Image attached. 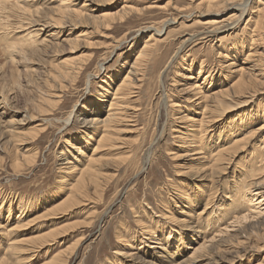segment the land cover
Segmentation results:
<instances>
[{"label": "rangeland", "instance_id": "rangeland-1", "mask_svg": "<svg viewBox=\"0 0 264 264\" xmlns=\"http://www.w3.org/2000/svg\"><path fill=\"white\" fill-rule=\"evenodd\" d=\"M78 2L61 12L58 0H0L7 8L0 7V261L46 264L57 255L60 264H189L204 246L195 264H264V197L258 203L248 193L251 182L264 186V134L210 167L218 133L233 141L264 122V78L256 66L260 59L264 65V54L247 59L250 50L263 51L251 40L264 41V0ZM244 8L249 11L236 25ZM213 21L220 22L218 34L185 41ZM24 34L29 40H18ZM149 37L156 42L151 56L133 68ZM201 67L213 71L206 81L207 74L197 78ZM241 67L245 77L235 86L233 71ZM132 69L144 76L122 91L128 104L114 137L97 153V185L87 174L76 199L53 210L96 147L98 136L84 131L80 119H102L116 85ZM197 82H204L203 102ZM219 90L224 93L215 100ZM250 93L253 102L244 104ZM205 105L208 123L200 125L207 135L198 143V123L181 117L198 120ZM248 117L254 121L246 125Z\"/></svg>", "mask_w": 264, "mask_h": 264}, {"label": "bare ground", "instance_id": "bare-ground-1", "mask_svg": "<svg viewBox=\"0 0 264 264\" xmlns=\"http://www.w3.org/2000/svg\"><path fill=\"white\" fill-rule=\"evenodd\" d=\"M19 2H22V0H18ZM57 1V0H56ZM79 0H58V3H59V6L61 7V12H63V11H65V10H69V8L71 7V6H73V4L74 5H77L79 2H78ZM86 1V0H85ZM89 1V0H88ZM203 1V0H202ZM76 2H77V4H76ZM209 2H212V1H209ZM213 3V2H212ZM211 3V4H212ZM83 4V3H82ZM263 4H264V2H263ZM205 5H206V3H205ZM245 5H246V3H245ZM18 6V5H17ZM208 6V5H207ZM216 6V5H215ZM244 6V5H243ZM1 7V6H0ZM80 8H83V10L87 7L86 6V4L84 5H82V6H79ZM213 7V6H212ZM2 8V7H1ZM5 8V7H4ZM20 8V7H19ZM207 8V7H206ZM209 8V7H208ZM211 8V7H210ZM241 8V7H240ZM243 8V7H242ZM3 9V8H2ZM2 9H1V11H2ZM5 9H7V8H5ZM5 9H3V10H5ZM16 9V8H15ZM74 9V8H73ZM133 9V8H132ZM142 9V8H141ZM214 9V8H213ZM263 9H264V6H263ZM75 10V9H74ZM77 10V9H76ZM75 10V11H76ZM239 11V14H238V16L236 17V20H235V24L237 25V23H239L240 21H242V19L244 18V16H246L245 14H247V12L249 11V9H242V10H240V9H238ZM26 12L27 10L26 9H23V12ZM125 11V10H124ZM131 11V10H130ZM134 11V10H133ZM142 11V10H141ZM206 11H208V10H206ZM210 11H212V10H210ZM2 12H5V11H2ZM67 12V11H66ZM71 12H74L73 10L71 11ZM77 12V11H76ZM259 12V11H258ZM258 12L256 13L257 15H258ZM81 13V12H80ZM129 13V12H128ZM206 13H208V12H206ZM205 13V14H206ZM213 13V12H212ZM216 13V12H215ZM214 13V14H215ZM264 13V12H263ZM70 14V13H69ZM211 14V13H210ZM262 14V13H261ZM111 15V14H110ZM124 15V14H123ZM60 16H62V15H60ZM59 16V17H60ZM66 16V15H65ZM118 16H120V15H118ZM252 16V15H251ZM74 17H75V15H74ZM103 17V16H102ZM258 17V16H257ZM24 18V17H23ZM112 18V17H111ZM122 18V17H121ZM125 18V17H124ZM253 18V17H252ZM255 18V17H254ZM262 18V17H261ZM28 19H29V17H28ZM120 19V18H119ZM264 19V18H263ZM122 20H124V19H122ZM254 20V19H253ZM60 21V20H59ZM224 21V20H223ZM248 21H252V19L250 18ZM255 21V20H254ZM32 22V21H31ZM172 21H170V23H171ZM229 22V21H228ZM109 23V22H108ZM169 23V22H168ZM167 23V24H168ZM211 23H213L214 25L212 26V28H208V29H205L204 31H202L201 32V34L199 35V34H194V35H189V37L188 38H186L185 39V41L187 40V41H189V40H193L195 37H197V36H201V38H202V40L203 39H206V38H208L209 39V37L211 38V37H213V36H215L216 34H218V32L220 31V28H221V25L219 24L220 22L219 21H213V22H211ZM227 23V22H226ZM231 23V22H230ZM229 23V24H230ZM111 24V23H110ZM234 23H232V26H228L227 24V28H228V30H232L236 25H235ZM253 24V23H252ZM251 24V25H252ZM261 24V23H260ZM259 24V26H262V24L260 25ZM220 25V26H219ZM249 25V24H248ZM254 26H255V24H254ZM257 28H258V20H257ZM263 26H264V21H263ZM109 28H110V26H108ZM223 27V26H222ZM248 27V26H247ZM151 28H153V27H147L146 28V30L148 31V30H150ZM252 28H254L255 29V27H252ZM141 29V28H140ZM145 29V28H144ZM262 29H264V27L262 28ZM142 30H143V28H142ZM23 31V30H22ZM254 31V30H253ZM252 31V32H253ZM257 30H255V32H256ZM259 31V30H258ZM251 32V31H250ZM260 32V31H259ZM29 33V32H28ZM36 33V32H35ZM160 33H161V31L159 30V31H156V34L157 35H160ZM263 33H264V31H263ZM262 33V34H263ZM261 33L259 34V36L260 35H262ZM251 35H253V34H251ZM27 36L28 35H20L19 37H18V40H22V41H26V39L27 40H29V38H27ZM259 36H257V37H259ZM252 37V36H251ZM150 38L151 37H149V39L146 41L145 40V43L143 44V47L141 48V50L137 53V56L135 57V61L133 62V65H132V67L134 68V65L136 64H140V62L139 61H141V59L142 60H145V59H149V56H151V54H152V48L154 47V42H152L153 44H151V42H150ZM215 39V38H214ZM218 41H219V39H217ZM185 41H183L184 43H186ZM211 41V40H210ZM199 42V41H198ZM251 42L253 43V44H255V46H258L259 45V47L258 48H262V52L261 53H256L258 50L256 49V50H252V53H251V50H250V52L248 53V55H247V59L248 58H250L251 56H261L262 55V53L264 54V41H263V39H262V36L260 37V38H256V39H252L251 40ZM34 43H35V41H34ZM156 43V42H155ZM181 43V42H180ZM204 43V42H203ZM182 45V44H181ZM184 45V44H183ZM204 45V44H203ZM216 45H217V43H216ZM224 51V50H223ZM222 51V52H223ZM224 53H225V51H224ZM217 54H222L221 52H218ZM224 55V54H223ZM226 56V55H225ZM223 58V57H222ZM226 58V57H225ZM246 59V60H247ZM257 60V59H256ZM259 63H258V65H256V66H259V76H261L262 77V79L264 78V65H262V63H263V61L260 59L259 61H258ZM142 63V62H141ZM235 63H236V60L235 59H232L231 61H230V63L228 64V67L229 68H231V67H233V66H235ZM202 64V63H201ZM141 65V64H140ZM138 66V65H137ZM143 66H145V65H143ZM218 66V65H217ZM255 66V65H254ZM131 67V68H132ZM139 67H141V66H139ZM66 68V67H65ZM64 68V69H65ZM68 68V67H67ZM225 68H226V66H225ZM69 69V68H68ZM141 69H142V67H141ZM140 69V70H141ZM223 69H224V67H223ZM134 69H132V71H129V72H127V74L122 78V80H120L119 81V83L116 85V89L114 90V92L112 93V99L108 102V107H107V110L104 112V116H103V118L102 119H98V116L99 115H93L92 116V118L91 119H84V120H82V119H80V121H82V128L84 129V131H92V132H94V134L95 135H97L98 136V139H97V141H96V147L95 148H93V152L91 153V156H89V159H88V162H87V165L82 169V170H80L79 171V176H78V178H77V180H76V184L75 185H72L71 187H70V193L67 195V196H65V197H63V199L59 202V203H57V204H55L52 208H53V210H57V209H59V208H63V206L64 205H66V203L68 204V202L69 201H72V200H74V199H76V194H75V191L77 190V188H78V186L80 185V184H83V182H85V178L87 179V177H85V176H87V174H89L90 175V178L92 177V179H93V181H95V179H97V177H93V176H95V175H93L92 174V172H94V170H93V168H94V164H96L98 161H100L101 159H100V157H97V153H99V151H100V149H103L106 145L108 146V143H110V141H111V139L114 137V136H112L111 135V131H113L112 129H113V127L114 126H117L116 124L117 123H119L120 121L122 122V111H124V109H122V108H125L126 106H127V104L125 103V99H124V95L123 94H126V96H127V93H123L122 94V91L123 90H125V89H128L131 85L133 86V82H140V79H141V77H143L144 75H141L139 72L137 73V71L135 72V71H133ZM139 70V69H138ZM227 70H228V68H227ZM61 71V70H60ZM65 72L67 71V69L66 70H64ZM145 71V70H144ZM229 71V70H228ZM59 72V71H58ZM70 72H72V71H70ZM142 72V71H141ZM213 71H205V70H203L202 69V67L200 68V71H198V76H197V78H201V77H203L204 76V74H207L208 75V77L206 76L205 78H204V81H206L207 80V78H210L209 76L211 75V73H212ZM230 72V71H229ZM243 72H245L244 71V67H241V68H238V70H234L233 71V73L234 74H237V77L238 78H236L237 80H234V84L233 85H235V86H239V85H241L242 83H243V78L245 77H243ZM67 73H68V71H67ZM74 73V72H73ZM138 74V75H135V74ZM232 73V72H231ZM58 74V73H57ZM202 74V75H201ZM245 74V73H244ZM257 75V74H256ZM56 76V75H55ZM57 76H61V75H57ZM72 78H73V76H72ZM192 77H189V79H191ZM55 79V78H54ZM193 79H195V78H193ZM236 81V82H235ZM246 81V80H245ZM244 81V82H245ZM248 81V80H247ZM135 83V84H136ZM141 83V82H140ZM252 83V82H251ZM202 84H204V82H202V83H199V82H197L196 84H195V86H194V88L196 89V91L197 90H199L200 92H202L201 91V86H202ZM248 85V84H247ZM249 85H251V84H249ZM138 86V85H137ZM134 87V86H133ZM136 87V86H135ZM134 87V88H135ZM140 87V86H139ZM233 87V86H232ZM251 87V86H250ZM234 88V87H233ZM239 88V87H238ZM238 88H236L235 87V89L237 90ZM244 88H246V87H244ZM183 89V88H182ZM241 89V88H240ZM232 90H234V89H232ZM243 90V89H242ZM245 90V89H244ZM104 91V90H103ZM182 91V90H181ZM190 91V90H189ZM195 91V90H194ZM226 91V90H225ZM238 91H240V90H238ZM250 91V90H249ZM124 92V91H123ZM183 92V91H182ZM186 92V91H185ZM199 92V93H200ZM226 92H228V90L226 91ZM104 93L106 94V92L104 91ZM223 94L224 93V91H217L216 93H214L215 95H216V98H215V100H217V95H219V94ZM231 93H232V91H231ZM233 93H236V92H233ZM244 93V92H243ZM55 94V93H54ZM226 94V93H225ZM239 94V93H238ZM241 94V93H240ZM246 94V93H245ZM253 93H250L249 94V96H248V98H247V100H245V101H243V102H245L244 104H251L252 102H253V99H252V97H253V95H252ZM129 95V94H128ZM197 95V94H196ZM195 95V96H196ZM228 95H229V93H228ZM57 96V95H56ZM194 96V97H195ZM211 96V95H210ZM219 96H221V95H219ZM224 96V95H223ZM241 96V95H240ZM52 97V96H51ZM200 97V96H199ZM198 97V98H199ZM211 97H214V95L213 96H211ZM128 98V97H127ZM207 95L206 94H204L203 92L201 93V97L199 98V101H200V99H202L201 100V102H203V101H205V100H207ZM210 98V97H209ZM219 98V97H218ZM46 99H49V98H46ZM197 99V98H196ZM189 100V99H188ZM198 100V99H197ZM214 100V99H213ZM214 100V101H215ZM218 100H220V98L218 99ZM236 100V99H235ZM42 101V100H41ZM199 101H198V103H199ZM43 102V101H42ZM49 102H50V99H49ZM105 102V101H104ZM207 102V101H206ZM242 103V102H241ZM201 104V103H200ZM236 105H237V103H236ZM239 105V104H238ZM260 105V104H259ZM263 105V104H262ZM103 106V105H102ZM129 106V105H128ZM128 108V107H127ZM206 108V105L204 106V108L202 109V112L200 113V116H201V118L200 119H198V120H195V119H193L192 117H191V115H188V114H185L183 117H181V118H183V119H185L186 120V123L188 122V123H198V124H196V127H198V128H195V131H196V134L197 135H192L193 137H197L198 138V143H200L202 140L201 139H199V138H201L202 137V139H203V136H206L207 135V129H205L204 130V128L205 127H203V129H201V122L204 120L203 118L204 117H206V116H203L205 113H204V111H206L207 109H205ZM208 108V107H207ZM98 110H101V108H99L98 107ZM129 110V109H128ZM131 110V109H130ZM29 111V110H28ZM128 112V111H127ZM124 113V112H123ZM208 113V112H207ZM129 115V114H128ZM128 115H126V116H128ZM199 116V115H198ZM70 117H71V115H69L68 117H67V119H66V122H68L69 120H70ZM31 118V117H30ZM120 118H122L121 120H120ZM180 118V119H181ZM125 119V118H124ZM87 120V121H86ZM118 120H120V121H118ZM182 120V119H181ZM183 121V120H182ZM204 121H206V120H204ZM245 121H247V123H244V124H246V125H249V123H251V122H253L254 121V119H251V117H248L247 119H245ZM207 123H208V121H206ZM249 122V123H248ZM203 123H205V122H202V125H203ZM194 125V124H193ZM192 127V126H191ZM193 128V129H194ZM248 128V127H247ZM246 128V130L239 136V137H236L233 141L231 140V141H228L227 142V138L226 139H220V138H218L219 137V135H220V133H218V135H216L215 136V140L212 142V147H213V149L212 150H210L209 152H210V154H212V159H213V163H211V165H210V167H217V165H218V162L219 161H221L222 160V157L224 156L225 157V154L226 153H228V152H231V150H233V149H235L236 147H237V145H240V144H244V146H245V144H247L252 138H254L257 134H259V135H263L264 134V122H263V124L260 126V127H257V128H251L250 127V129H247ZM192 129V128H191ZM115 132V131H114ZM193 132H194V130H193ZM195 133V132H194ZM113 134V133H112ZM189 134V133H188ZM192 134V133H191ZM200 134V136H198ZM87 135V134H86ZM115 135V134H114ZM187 135V134H186ZM214 135V133L212 134V135H209L208 137H206L207 138V141L209 140V139H211V137ZM111 136H112V138H111ZM186 137H188V136H186ZM192 137V138H193ZM188 138H190V137H188ZM188 138H185V139H188ZM189 140V139H188ZM197 140V139H196ZM187 141V140H186ZM200 141V142H199ZM192 142H195V141H192ZM207 143V142H206ZM262 144H263V146H262V148L264 147V139H263V141H262ZM192 145H194V144H192ZM106 146V147H107ZM195 146V145H194ZM202 146H200V148H201ZM243 148V147H242ZM258 148V147H257ZM79 153H82V150L78 147V149H76ZM195 150H196V153L197 154H201L200 153V150L201 149H199V147H196L195 148ZM190 151V150H189ZM194 151V150H193ZM192 152V151H191ZM202 152V151H201ZM259 152V151H258ZM196 154V155H197ZM254 154H256V153H254ZM195 155V154H194ZM263 156H264V154H263ZM260 157V156H259ZM201 160V157H199V158H197L196 157V160L194 161V162H196V164L197 165H199V161ZM204 160H207V159H204ZM202 161V160H201ZM253 161V160H252ZM202 163V162H201ZM222 163H224V162H222ZM264 163V162H263ZM65 164H70V161H67V163H65ZM228 164V163H227ZM207 165V164H206ZM205 165V166H206ZM260 165V164H259ZM97 166H99V165H97ZM222 166V165H221ZM96 167V166H95ZM195 167V166H194ZM202 168H203V165L201 166ZM218 167H220V166H218ZM71 169L72 171L71 172H73V167H68V169ZM206 169H208L207 167H205ZM260 168V167H259ZM98 169V168H97ZM96 169V170H97ZM198 169V168H197ZM196 169V170H197ZM253 168H251V170H252ZM93 170V171H92ZM203 170V169H202ZM209 170V169H208ZM216 170V169H215ZM99 171V170H98ZM97 171V172H98ZM100 171H101V169H100ZM209 171H211V170H209ZM220 171V170H219ZM255 171V169L253 170V172ZM260 171V170H259ZM102 172V171H101ZM100 172V175L102 174ZM197 172H202V171H197ZM214 172V171H213ZM212 172V173H213ZM221 172V171H220ZM256 172H257V170H256ZM203 173V172H202ZM217 173V172H216ZM255 173V172H254ZM261 173V172H260ZM264 173V172H263ZM68 174H71V173H68ZM75 176V175H74ZM71 177V176H70ZM85 177V178H84ZM99 177V176H98ZM249 177V176H248ZM263 178V177H262ZM261 178V179H262ZM99 179V178H98ZM97 179V180H98ZM246 179V178H245ZM259 179V178H258ZM264 179V178H263ZM97 180L95 181V182H91L92 183V185L94 184V185H97ZM90 181H91V179H90ZM90 181H89V183H90ZM258 181V180H257ZM257 181H254V182H251L250 184H249V186H250V190H249V188H246V189H248L249 191H248V193L250 194L249 195V197H251L250 199V201H258V203L259 202H261V198H263L264 197V186L262 185V184H260L259 183V181L257 182ZM86 182H88V180H86ZM248 182V181H247ZM96 183V184H95ZM84 184H86V183H84ZM83 184V185H84ZM92 185H90V186H92ZM86 186V185H85ZM245 186V185H244ZM77 187V188H76ZM93 187V186H92ZM96 187V186H95ZM248 187V186H247ZM240 188V187H239ZM239 190V189H238ZM82 191V190H81ZM88 191V190H87ZM239 192V191H238ZM77 193V192H76ZM82 193V192H81ZM85 193V192H84ZM83 194V193H82ZM81 194V195H82ZM84 196V195H83ZM82 196V197H83ZM89 198V197H88ZM21 201V203H23V204H27V201L24 199V198H21L20 199ZM81 200V199H80ZM58 201V200H57ZM77 201V200H76ZM80 202V201H79ZM233 203H234V201H233ZM72 204V203H71ZM247 204V203H246ZM32 204L31 203H29V207L31 206ZM34 205V204H33ZM40 206V205H39ZM50 206V205H49ZM70 206V205H69ZM52 208H50V209H52ZM249 208V207H248ZM49 209V210H50ZM69 209V208H68ZM205 209H207L206 208V206L203 208V210L199 213V215H203V214H205L204 212H205ZM48 210V212L50 213V211ZM53 210H51V211H53ZM45 211V210H44ZM53 214H55L56 212L54 211V212H52ZM209 214V213H208ZM207 214V215H208ZM48 215V214H47ZM46 215V216H47ZM43 217H45L44 215H42V218L41 219H43ZM39 218H40V216H39ZM40 219V220H41ZM38 220V219H37ZM181 221H183V220H181ZM188 221V220H187ZM189 222V221H188ZM212 228V227H211ZM219 228V227H218ZM58 229H61V227L60 228H58ZM52 232V231H51ZM55 231H53V233H54ZM200 234V233H199ZM206 234V233H205ZM215 234V233H214ZM44 236H45V234H44ZM54 236H55V234H54ZM38 237V236H37ZM36 237V238H37ZM41 237V236H40ZM45 238H46V236H45ZM41 239H42V237H41ZM43 241V240H42ZM41 241V242H42ZM40 242V243H41ZM44 242V241H43ZM42 244V243H41ZM10 245L11 246H8V248H10L11 247V249H13V251L15 252L16 251V249H15V247H13L12 246V244L10 243ZM41 246H43V245H41ZM31 247H29V249H30ZM205 248H204V246H201L200 248H198V249H196L195 250V252H193L192 254H191V256L189 257L190 259L187 261V262H189V264L191 263V264H195L194 262H196L197 261V259L198 258H200V256L198 257L197 256V254L198 253H201L203 250H204ZM27 250V249H26ZM33 250V248L30 250V251H32ZM68 250V249H67ZM70 252V251H69ZM7 253H9V252H7ZM5 254V253H4ZM58 254V253H57ZM61 255H64V254H61ZM200 255V254H199ZM5 256V255H4ZM57 257V258H56ZM63 256H61V258H60V260H59V258H58V256L57 255H55V257H53V258H51L46 264H60V263H56L57 262V260H59V261H61V259L63 260V258H62ZM4 258V257H3ZM2 259V258H1ZM7 259V258H6ZM65 259V258H64ZM58 261V262H59ZM64 261V260H63ZM6 263V262H5ZM4 262H3V260H1L0 261V264H5ZM61 263H66V262H61Z\"/></svg>", "mask_w": 264, "mask_h": 264}]
</instances>
